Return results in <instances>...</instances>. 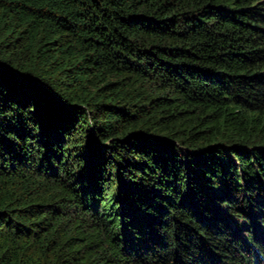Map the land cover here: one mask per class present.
<instances>
[{
  "label": "trees",
  "instance_id": "trees-1",
  "mask_svg": "<svg viewBox=\"0 0 264 264\" xmlns=\"http://www.w3.org/2000/svg\"><path fill=\"white\" fill-rule=\"evenodd\" d=\"M0 264H264V0H0Z\"/></svg>",
  "mask_w": 264,
  "mask_h": 264
}]
</instances>
